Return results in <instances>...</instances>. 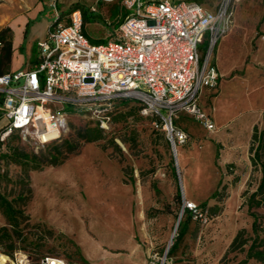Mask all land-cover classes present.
Segmentation results:
<instances>
[{
    "label": "rangeland",
    "instance_id": "374dc122",
    "mask_svg": "<svg viewBox=\"0 0 264 264\" xmlns=\"http://www.w3.org/2000/svg\"><path fill=\"white\" fill-rule=\"evenodd\" d=\"M218 1L199 0L210 10ZM9 6L10 0H0V31L7 27L3 16ZM57 8L61 23L74 9L94 12L96 21L85 23L84 30L95 44L116 35L114 23L124 11L121 0H59ZM233 9L230 30L211 51L217 85L199 95L214 129L179 114L174 123L188 139L175 148L176 165L162 123L133 100L112 104L109 130L95 141L80 137L92 120L68 105L67 128L57 141L37 145L17 132L0 139V194L20 212L13 229L0 211V227L12 233L11 240L0 236V260L19 249L59 255L69 264H264L246 257L255 237L251 211L263 229L259 238L264 236V205L247 204L264 163V144L260 159L252 161L257 141L251 138L254 129L264 130V0H235ZM45 14L48 20L53 10ZM14 37L15 42L20 35ZM37 52L36 45L17 51L12 67L31 65ZM4 122L0 112V135ZM14 145L46 156L75 149L63 163L28 170L26 176L8 158ZM185 201L198 213L184 212ZM181 211L179 221L189 219L177 239ZM242 229V249H229Z\"/></svg>",
    "mask_w": 264,
    "mask_h": 264
},
{
    "label": "built area",
    "instance_id": "2783aa9c",
    "mask_svg": "<svg viewBox=\"0 0 264 264\" xmlns=\"http://www.w3.org/2000/svg\"><path fill=\"white\" fill-rule=\"evenodd\" d=\"M121 2L127 13L116 35L95 44L85 33L79 9L61 23L57 0H47L53 21L37 43L36 60L0 75L5 120L0 139L17 132L37 145L57 141L67 128L65 105L107 131L118 98L137 100L142 113L158 118L174 151L188 139L174 123L178 114L214 129L198 98L203 89L217 85L219 72L210 61L211 51L231 28L235 0H219L211 10L194 0ZM184 208L198 213L194 203L185 201ZM4 257L0 264H69L59 255L19 249Z\"/></svg>",
    "mask_w": 264,
    "mask_h": 264
},
{
    "label": "trees",
    "instance_id": "16d2710c",
    "mask_svg": "<svg viewBox=\"0 0 264 264\" xmlns=\"http://www.w3.org/2000/svg\"><path fill=\"white\" fill-rule=\"evenodd\" d=\"M194 1L200 3L199 0H194ZM116 13L117 12L115 10L114 12H112V15H115ZM126 13L127 12L124 9L122 15L120 16V19L116 23H114V26H116V28L118 24L121 22V20L124 18ZM81 15H82V20L84 24L90 21H96L95 13L87 9H82ZM30 23L31 21H28L26 24V27L24 30V38L27 35ZM10 33H11V30L9 27H6L0 31V75L8 72L10 68L11 53H12ZM97 40H102V39H97ZM127 100L136 101L138 105L141 107L140 103L137 100H134L131 98L115 99L113 102V105H115L117 102L120 103V102L127 101ZM111 113H112V109L110 111V114ZM156 120H158L159 123H161V121L158 118H156ZM92 122L94 125L85 128L83 132H81L80 134L81 139H83L84 141H87V142L95 141L99 139L102 134V130L99 128L97 123L94 121ZM251 138L254 141H257V145L254 149L253 156H252V161L255 162L257 159H260V151L264 144V130L257 132V130L254 129ZM8 149H9L8 158L10 159V161L19 164L24 170L25 175L27 176L28 170L40 169L44 165L55 166V165H59L63 163L64 160L67 158L68 154L71 153L75 149V147H72V148L68 147L67 150H65V152L63 153L61 152L57 155H50V156L27 154L25 153L23 149L19 148V146L17 145L11 146ZM260 171H261V176L257 184V187L254 191H252L249 194L247 198L248 209H251L252 207H259V206L264 205V163L263 162L260 163ZM176 198L178 202L181 201V194L178 190L176 192ZM0 211L2 215L4 216V218L6 219L7 225H10L14 229V225L17 224L18 213L20 212L18 209H16L13 206L11 200H8L5 196L1 194H0ZM184 212L186 213L189 212V214H191L187 208H184ZM250 214L253 217V220L251 223V229H252V232L255 234V237L253 238L251 244L248 246L246 250V257L254 258L264 263V236H261L259 238V232H262L263 229H261L257 221V213L254 211H251ZM188 219L189 218L186 217L185 221H181V220L179 221L177 239H179L184 234ZM7 225L0 227V236L4 235V237L11 240L12 233L10 232ZM243 232H244V229L239 230L236 233V235L234 236V238L232 239L230 243L229 249H242L243 244L246 242V240L242 237ZM175 246H176V241L170 247L169 252H172ZM12 253L13 252L9 254H12Z\"/></svg>",
    "mask_w": 264,
    "mask_h": 264
},
{
    "label": "crops",
    "instance_id": "0c3cea01",
    "mask_svg": "<svg viewBox=\"0 0 264 264\" xmlns=\"http://www.w3.org/2000/svg\"><path fill=\"white\" fill-rule=\"evenodd\" d=\"M35 2H37L36 6L32 8L31 6ZM58 3L59 0H57V4ZM48 9L49 6L47 0H10V6L8 7V11L10 12L7 15L3 16L4 21H6L5 26L9 27L11 30L12 53H11V62H10L9 71L30 66V65H25L24 67H12L11 65L12 57L13 54H15L17 51H19L20 53H24L27 49L30 48L32 49L34 45L37 46L38 41H40L46 36L53 21V16L51 18H48V20L44 19L46 16L45 11H47ZM28 21H31V23L29 25L27 35L24 38V30ZM37 25H41V28L39 30L36 29ZM16 32L20 35V38L16 37V40L14 42L15 39L14 36ZM35 60L36 58H33L32 63ZM205 90L206 89H203L202 92ZM198 103L201 107L200 98H198ZM180 114L185 115V113H180Z\"/></svg>",
    "mask_w": 264,
    "mask_h": 264
},
{
    "label": "water",
    "instance_id": "95a60500",
    "mask_svg": "<svg viewBox=\"0 0 264 264\" xmlns=\"http://www.w3.org/2000/svg\"><path fill=\"white\" fill-rule=\"evenodd\" d=\"M172 152L174 153L175 151H174V150H172ZM174 164L176 165L175 153H174ZM179 190H180V194H181V196H183V195H182V192H181V187H180V184H179ZM181 214H182V211H181V212H180V214L178 215V218H177V223H176V225L179 223V219H180V216H181Z\"/></svg>",
    "mask_w": 264,
    "mask_h": 264
},
{
    "label": "bare ground",
    "instance_id": "6f19581e",
    "mask_svg": "<svg viewBox=\"0 0 264 264\" xmlns=\"http://www.w3.org/2000/svg\"><path fill=\"white\" fill-rule=\"evenodd\" d=\"M175 152H176V150H175Z\"/></svg>",
    "mask_w": 264,
    "mask_h": 264
}]
</instances>
